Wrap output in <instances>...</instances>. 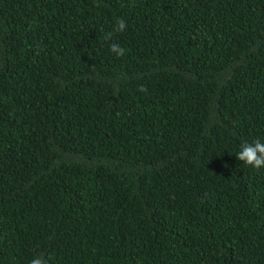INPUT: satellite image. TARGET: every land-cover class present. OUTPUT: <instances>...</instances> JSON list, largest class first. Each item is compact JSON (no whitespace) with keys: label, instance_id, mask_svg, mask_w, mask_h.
<instances>
[{"label":"trees","instance_id":"1","mask_svg":"<svg viewBox=\"0 0 264 264\" xmlns=\"http://www.w3.org/2000/svg\"><path fill=\"white\" fill-rule=\"evenodd\" d=\"M257 139L264 0H0V264H264Z\"/></svg>","mask_w":264,"mask_h":264},{"label":"clouds","instance_id":"2","mask_svg":"<svg viewBox=\"0 0 264 264\" xmlns=\"http://www.w3.org/2000/svg\"><path fill=\"white\" fill-rule=\"evenodd\" d=\"M116 28L118 31H124L126 22L123 19L118 20ZM111 34H109V37ZM113 53L119 56L124 54V48L113 42L111 49ZM238 160L243 161V164L249 165L256 170L264 169V141L257 139L252 142L243 141L240 145V150L236 154ZM30 264H47L42 257H34Z\"/></svg>","mask_w":264,"mask_h":264}]
</instances>
